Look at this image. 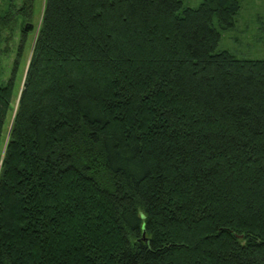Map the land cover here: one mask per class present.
<instances>
[{
	"label": "trees",
	"instance_id": "obj_1",
	"mask_svg": "<svg viewBox=\"0 0 264 264\" xmlns=\"http://www.w3.org/2000/svg\"><path fill=\"white\" fill-rule=\"evenodd\" d=\"M239 9L44 0L0 83V264H264V59L218 50Z\"/></svg>",
	"mask_w": 264,
	"mask_h": 264
},
{
	"label": "rangeland",
	"instance_id": "obj_2",
	"mask_svg": "<svg viewBox=\"0 0 264 264\" xmlns=\"http://www.w3.org/2000/svg\"><path fill=\"white\" fill-rule=\"evenodd\" d=\"M14 3V7H10ZM183 6L196 8L201 0H180ZM21 0H0V11L12 14L20 6ZM44 0H34L35 16L32 19L34 29L26 36L25 45L18 57L20 30L24 21L13 18L9 24H0V83L6 84L15 70L14 90L23 80L30 58L37 28L41 19ZM240 9L235 17L234 27L221 31L218 50H226L238 58L264 59V0H239ZM7 6L10 9L7 8ZM1 13V12H0Z\"/></svg>",
	"mask_w": 264,
	"mask_h": 264
},
{
	"label": "flooded vegetation",
	"instance_id": "obj_3",
	"mask_svg": "<svg viewBox=\"0 0 264 264\" xmlns=\"http://www.w3.org/2000/svg\"><path fill=\"white\" fill-rule=\"evenodd\" d=\"M32 2H33V10H32V13H31V18L24 21V26L20 30V33H21V35H20V41H21V37H22L23 34L25 36H27L34 29V24L31 22L32 19H33V17L35 16V13H34V11H35V8H34V0H32ZM22 5H24V0H21L20 6L18 7V9L19 8L21 9L22 8ZM21 20L23 21V19H21ZM27 26H30L31 29H28Z\"/></svg>",
	"mask_w": 264,
	"mask_h": 264
},
{
	"label": "water",
	"instance_id": "obj_4",
	"mask_svg": "<svg viewBox=\"0 0 264 264\" xmlns=\"http://www.w3.org/2000/svg\"><path fill=\"white\" fill-rule=\"evenodd\" d=\"M27 28H28V29H31V27H30V26H27Z\"/></svg>",
	"mask_w": 264,
	"mask_h": 264
}]
</instances>
